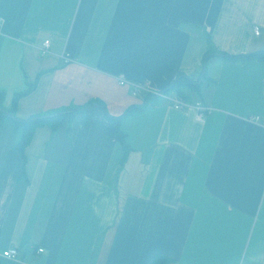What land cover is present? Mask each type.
<instances>
[{
  "label": "crops",
  "instance_id": "0c3cea01",
  "mask_svg": "<svg viewBox=\"0 0 264 264\" xmlns=\"http://www.w3.org/2000/svg\"><path fill=\"white\" fill-rule=\"evenodd\" d=\"M0 89V264H264V0H0Z\"/></svg>",
  "mask_w": 264,
  "mask_h": 264
},
{
  "label": "trees",
  "instance_id": "16d2710c",
  "mask_svg": "<svg viewBox=\"0 0 264 264\" xmlns=\"http://www.w3.org/2000/svg\"><path fill=\"white\" fill-rule=\"evenodd\" d=\"M221 55L231 58V59H243L245 57H249L252 56L253 54H241V55H230L227 53H223V52H219ZM195 83L193 80H191L190 78H183V76H179V78L177 80H175L172 84V86L167 89V91H170L175 89L177 91V93H179L180 95L184 96V90L183 87H194ZM30 90L27 89L26 91L19 93L15 96V101H17V99L22 96L24 93L28 92ZM186 97V96H185ZM4 98H5V91L0 89V107L5 108L4 106ZM15 107V106H14ZM7 109V108H5ZM82 108H78V109H73V110H69L67 112H63L59 115H55V116H51V117H45V118H39V119H33V120H16L14 118H11L9 116H7L1 109H0V119H4V118H9L11 120H13L18 126L22 127L23 130V134L22 137L17 145V148L19 150V152L22 154V156H24V150L26 148V146L29 144V142L31 141L34 131L36 129L37 126L44 124L48 121H51L54 123V126H57L61 121H63L68 115H70L71 113L81 110ZM10 112H12L14 114L13 109H7ZM35 115H40V114H35ZM34 115V116H35ZM119 118H114V117H110V125L108 127V129L115 135V137L123 144L124 150H125V154L128 152V148L129 145L126 142V138H125V133L123 132V130L120 128V124H119ZM125 157V155H124ZM158 259V258H157Z\"/></svg>",
  "mask_w": 264,
  "mask_h": 264
},
{
  "label": "built area",
  "instance_id": "2783aa9c",
  "mask_svg": "<svg viewBox=\"0 0 264 264\" xmlns=\"http://www.w3.org/2000/svg\"><path fill=\"white\" fill-rule=\"evenodd\" d=\"M254 31L256 34L260 33V28L259 26H255ZM50 45H51V40L49 38L45 39L43 44L40 47V54L41 55H47L50 52ZM122 82V81H121ZM123 83V82H122ZM143 87H135L133 89V94H138ZM158 93V92H157ZM160 95L166 96L163 92H159ZM170 98V97H169ZM172 99V104L175 108L177 109H194L196 112V118L197 120L203 121L205 119V116L211 111V108L207 105H205L201 101L197 102H190L185 100L182 97H171ZM44 248L40 247L38 248V251H43ZM5 256L8 257H15L18 255V249L17 248H9L3 252Z\"/></svg>",
  "mask_w": 264,
  "mask_h": 264
},
{
  "label": "water",
  "instance_id": "95a60500",
  "mask_svg": "<svg viewBox=\"0 0 264 264\" xmlns=\"http://www.w3.org/2000/svg\"><path fill=\"white\" fill-rule=\"evenodd\" d=\"M0 109H1V110H2L7 116H9V117H11V118H14V119H16V120H24V121H25V119H20V118H18V117L15 116L12 112H10L9 110H6L5 108L0 107ZM61 113H63V112H57V113H53V114H43V115L33 116V117H31V118H29V119H26V120H33V119H39V118H45V117H51V116L59 115V114H61ZM107 115H109V114H107Z\"/></svg>",
  "mask_w": 264,
  "mask_h": 264
}]
</instances>
